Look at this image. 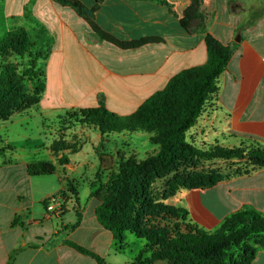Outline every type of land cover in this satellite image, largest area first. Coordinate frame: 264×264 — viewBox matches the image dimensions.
I'll return each mask as SVG.
<instances>
[{
  "label": "crops",
  "instance_id": "crops-1",
  "mask_svg": "<svg viewBox=\"0 0 264 264\" xmlns=\"http://www.w3.org/2000/svg\"><path fill=\"white\" fill-rule=\"evenodd\" d=\"M66 1L73 0H0V39L15 28H25L39 35L37 48L47 55L42 63L45 92L33 107L42 122H57L70 112L102 105L119 117H130L174 76L206 65L210 36L231 51V60L218 79V93L189 132L201 138L204 129L203 138L231 137L264 147V0H198V14L189 30L182 23L192 0H76L88 17ZM92 23L123 43L150 40L123 49L103 40ZM71 131L45 132L44 141L29 151L35 154L32 160L9 143L0 146V264H7L13 255V264H133L140 252L135 235L126 234L121 243L100 225L92 190L78 176L104 161L95 158L93 146L98 145L89 142L94 132L80 130L84 138L75 154L53 152L56 141L73 142ZM122 134L109 135L107 144H118L115 135L126 138ZM104 152L111 155L114 150L107 147ZM63 156L67 164L60 163ZM34 163H52L56 171L30 176L28 167ZM63 170L68 173L62 174ZM80 184L90 189L85 200ZM186 200L189 219L206 231L216 230L239 212L264 215V168L191 191ZM33 215L40 220L34 221ZM67 242L103 262L77 252ZM250 264H264L263 248H258Z\"/></svg>",
  "mask_w": 264,
  "mask_h": 264
},
{
  "label": "trees",
  "instance_id": "trees-1",
  "mask_svg": "<svg viewBox=\"0 0 264 264\" xmlns=\"http://www.w3.org/2000/svg\"><path fill=\"white\" fill-rule=\"evenodd\" d=\"M66 2L72 4L81 16H89L80 2ZM198 5V0H192L191 11L182 23L185 30L192 27L193 19L198 14ZM93 28L103 40L123 49L135 48L150 40L123 43L106 35L94 24ZM37 43L25 28H15L6 39L0 40V122L8 121L17 112L29 110L40 103L46 87L42 63L47 55L37 48ZM206 47V65L184 70L174 76L165 89L155 93L130 117H119L103 105L74 112L80 119L76 123L96 129L103 136L124 132L147 133L150 143L159 148L155 155L142 162H122L118 173L111 175L107 185L91 194L97 205L95 213L100 225L111 232L116 240L123 243L126 234L131 233L147 241V248H150L152 255L140 264L158 261L172 264H223L222 257L227 250L251 237L258 238L256 247L244 246L243 259L230 260L229 264H250L258 248L264 249L262 214L254 211L236 213L224 221L219 231L211 233L193 224L190 219L191 223H187L189 213L186 209L175 210L157 203L149 193L152 181L163 170L182 159L238 160L251 166V172L264 168L262 146L233 149L215 147L201 151L186 141L187 134L197 125L208 101L218 93V79L227 70L231 60V51L222 48L210 36L206 38ZM13 57L30 59L28 68L20 69V65L14 64ZM14 97L17 99L15 102ZM52 150L55 154L65 151L75 154L78 147L60 140L54 143ZM60 163L67 164V158L61 159ZM55 171L52 163H34L28 167L30 176H48ZM222 181L223 178L217 174L194 173L189 176L186 186L191 189H209ZM104 189L106 194L102 197L100 194ZM71 190L77 194L74 187ZM67 245L99 263L103 262L100 257L75 243L67 242ZM14 259L13 255L7 264H13Z\"/></svg>",
  "mask_w": 264,
  "mask_h": 264
},
{
  "label": "rangeland",
  "instance_id": "rangeland-1",
  "mask_svg": "<svg viewBox=\"0 0 264 264\" xmlns=\"http://www.w3.org/2000/svg\"><path fill=\"white\" fill-rule=\"evenodd\" d=\"M1 10V9H0ZM0 16H2V11H0ZM2 21V19H0ZM0 27V37H1ZM34 35V33H31ZM38 34L33 37L35 40L38 38ZM1 40V39H0ZM14 64L20 65V69H27L30 64V59H20L13 57ZM13 101H17L16 97L13 98ZM18 116L14 117L11 121L5 124H0V146L6 145L9 143L10 146L18 150L19 155L32 160L35 154H30L29 151H35V148L39 146L44 140V133L51 132L52 134L56 133L58 135L67 132V130H72V135L74 137L73 142H70L71 145L78 147L82 142L83 138L81 131L87 127L84 124L76 123L79 119L74 112H70L66 117L59 119L57 122L47 121L46 124L42 122V118L34 110L33 107L29 110L22 112H17ZM49 127V129H48ZM80 127V128H79ZM50 128H52L50 130ZM201 129V128H200ZM94 132L93 138L89 139V142L97 147L93 146L95 153V158L104 160L101 165L97 164V167L91 169L90 171L81 170L78 176L82 175L84 182H87L89 188H91L92 193H96L102 187L106 186L111 175L118 173L121 163L128 160H135L136 162H142L148 157L155 155L159 148L152 145L149 142V134L147 133H134L126 134L123 133V136L126 138H117L118 135H115L114 139H117L118 144H112L111 146L107 144V137L103 136L98 130L92 129ZM101 135V139L99 136ZM202 135H205V130L203 129ZM201 138L195 136L189 132L186 136V141L201 151H208L215 147H222L226 149L233 148H246L250 147L252 144L248 141L235 139L231 137L221 138ZM51 138V137H50ZM72 141V140H70ZM2 142V143H1ZM107 147H112L114 153L107 155L104 152V149ZM155 150V151H154ZM65 156L61 159L63 160ZM60 159V160H61ZM59 160V161H60ZM37 161V160H36ZM251 166H248L245 162H240L238 160L225 161V160H213L206 161L202 159H182L174 164L172 167L166 168L161 172V174L155 178L150 186V196L157 203H162L167 207L173 208L175 210L185 209L184 205L186 203L187 196L189 192L199 189L188 188L187 180L191 174L194 173H213L217 174L223 178V181L231 180L233 178L243 176L251 172ZM62 174L68 173V171H61ZM75 176L74 178H78ZM55 179V178H51ZM72 186L74 183H70ZM68 184V186L70 185ZM88 186L80 184V193L82 198L85 200V195L90 192ZM74 187V186H73ZM106 194V189L101 192V196L104 197ZM187 223H191L189 218ZM214 231H208L215 233L219 231L222 224ZM129 234V233H127ZM137 241L141 243V250L136 255L133 264H140L146 259H149L152 255L150 248H147V241L139 239L135 236ZM138 242V243H139ZM259 240L256 237H251L245 239L239 246H233L225 255H223V264H229L230 260L241 261L243 259V247L250 246L256 247ZM154 264H172L168 261H158Z\"/></svg>",
  "mask_w": 264,
  "mask_h": 264
},
{
  "label": "built area",
  "instance_id": "built-area-1",
  "mask_svg": "<svg viewBox=\"0 0 264 264\" xmlns=\"http://www.w3.org/2000/svg\"><path fill=\"white\" fill-rule=\"evenodd\" d=\"M48 218H49V215H46V216L44 217V219H48ZM32 219H33L34 221H38V220H40L39 217H38L37 215H33V216H32Z\"/></svg>",
  "mask_w": 264,
  "mask_h": 264
}]
</instances>
